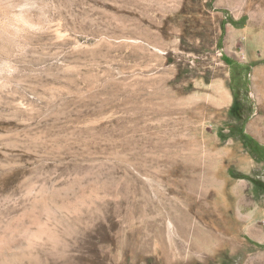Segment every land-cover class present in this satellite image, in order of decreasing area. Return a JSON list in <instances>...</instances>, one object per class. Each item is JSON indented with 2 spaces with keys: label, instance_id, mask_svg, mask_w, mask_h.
<instances>
[{
  "label": "rangeland",
  "instance_id": "rangeland-1",
  "mask_svg": "<svg viewBox=\"0 0 264 264\" xmlns=\"http://www.w3.org/2000/svg\"><path fill=\"white\" fill-rule=\"evenodd\" d=\"M261 110L264 0H0V264H264Z\"/></svg>",
  "mask_w": 264,
  "mask_h": 264
},
{
  "label": "crops",
  "instance_id": "crops-1",
  "mask_svg": "<svg viewBox=\"0 0 264 264\" xmlns=\"http://www.w3.org/2000/svg\"><path fill=\"white\" fill-rule=\"evenodd\" d=\"M246 134L264 147V110L257 112L256 117L246 122Z\"/></svg>",
  "mask_w": 264,
  "mask_h": 264
},
{
  "label": "trees",
  "instance_id": "trees-1",
  "mask_svg": "<svg viewBox=\"0 0 264 264\" xmlns=\"http://www.w3.org/2000/svg\"><path fill=\"white\" fill-rule=\"evenodd\" d=\"M230 112H231V114H236V106L235 105H232L231 106V108H230ZM258 146H259V144H258ZM259 148H262V149H264V147H262V146H259ZM250 151H251V149H249ZM254 183L256 184V186L258 185H260V182H256V181H254ZM264 190V189H263Z\"/></svg>",
  "mask_w": 264,
  "mask_h": 264
}]
</instances>
